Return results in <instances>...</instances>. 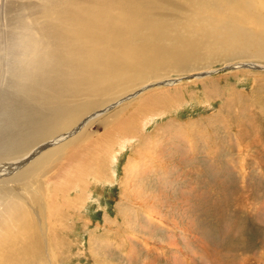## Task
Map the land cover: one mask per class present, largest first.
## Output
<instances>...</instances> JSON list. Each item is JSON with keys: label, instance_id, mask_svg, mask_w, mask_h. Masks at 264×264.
<instances>
[{"label": "rangeland", "instance_id": "rangeland-1", "mask_svg": "<svg viewBox=\"0 0 264 264\" xmlns=\"http://www.w3.org/2000/svg\"><path fill=\"white\" fill-rule=\"evenodd\" d=\"M7 2L15 7L7 3L5 8L0 0L7 17L14 19L0 25L4 46L19 41L17 24L30 22L29 14L40 3ZM206 47L201 45L202 52ZM211 53L191 60L181 77L175 76L179 71L167 73L174 75V84L157 82L140 90L159 89L146 98H125L134 87L120 90L125 87L120 85L92 109L117 103L93 119L82 137L81 150H88L80 154L87 163L75 168H88L84 173L90 178L78 180L67 173L76 183L68 187L69 195L43 199L45 220L55 215L60 228L49 241L50 251L40 254L42 264H264V58L240 60L250 62L244 68L237 63L239 53ZM1 61L7 62L6 57ZM204 70L210 74L191 76ZM20 80L17 74L0 72V116L6 124L12 115L4 109L13 106L23 115L40 107ZM122 105V112L110 117ZM143 119L149 122L143 125ZM118 131L134 135L120 146L112 141L124 134ZM109 138L117 153L112 162L105 155ZM59 169L60 164L46 173ZM53 188L46 186L47 193L53 194ZM67 202L75 210L66 211ZM55 207L63 214L46 213Z\"/></svg>", "mask_w": 264, "mask_h": 264}, {"label": "bare ground", "instance_id": "bare-ground-1", "mask_svg": "<svg viewBox=\"0 0 264 264\" xmlns=\"http://www.w3.org/2000/svg\"><path fill=\"white\" fill-rule=\"evenodd\" d=\"M3 1V6L10 5ZM39 1L29 14L30 22L26 19L28 24L24 22L23 27L18 22V42L15 39L4 46V35L0 34V66L7 63L0 72L17 74L24 82L22 89L40 104L33 113L23 115L13 106L2 109L11 112V124L4 123L0 116V128H7L5 133L0 132V264H42L39 256L50 251L49 241L59 227L56 216L50 213L63 214L57 207L55 211L47 208L50 215L45 220L43 199L52 200L71 190L68 187L76 183L68 180L67 173L78 180L81 176L90 178L84 173L88 168H75L87 163L82 160V151L88 150H81L82 137L93 119L117 104L112 101L100 110H92L109 100L116 87H134L122 95H128L125 98H146L147 93L159 89L147 93L144 89L157 82L174 84L177 80L170 79L174 75L167 73L179 71L175 76L181 77L184 74L180 70L194 58H203L204 52L210 55L214 51L224 57L239 53L237 63L244 64V68L250 62L240 60L264 58V0ZM3 6L0 25H6L7 19L14 20L7 17ZM164 38L175 42L165 44ZM201 45L208 48L202 52ZM1 57L7 62L3 63ZM209 72L191 76H206ZM124 108L114 109L110 117H117ZM148 122L142 120L143 125ZM117 133L121 135L122 131ZM123 133L119 141L112 139L116 145L124 146L134 135ZM110 141L104 147L112 162L117 153ZM59 164L54 175L46 173ZM97 171H101L97 176L102 174V170ZM49 185L54 187L53 194L46 191ZM67 204L71 207L66 211L75 210L74 204Z\"/></svg>", "mask_w": 264, "mask_h": 264}]
</instances>
